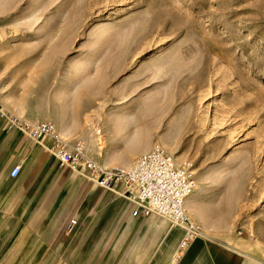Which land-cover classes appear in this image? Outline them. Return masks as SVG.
Instances as JSON below:
<instances>
[{
	"label": "rangeland",
	"instance_id": "rangeland-1",
	"mask_svg": "<svg viewBox=\"0 0 264 264\" xmlns=\"http://www.w3.org/2000/svg\"><path fill=\"white\" fill-rule=\"evenodd\" d=\"M0 106L54 122L102 167L163 147L191 173L202 232L264 264V0H0ZM115 220L83 253L53 238L33 264H152L173 228Z\"/></svg>",
	"mask_w": 264,
	"mask_h": 264
},
{
	"label": "crops",
	"instance_id": "crops-1",
	"mask_svg": "<svg viewBox=\"0 0 264 264\" xmlns=\"http://www.w3.org/2000/svg\"><path fill=\"white\" fill-rule=\"evenodd\" d=\"M4 110L0 106V264H33L53 238H60L61 246L67 242V247L83 253L104 237L114 217L122 219V213L127 215L119 221V231H123L128 220L134 219L129 202L95 183L80 181L68 168H60L51 151L53 139L38 143L22 131L8 130V120L1 116ZM62 130L66 132V128ZM15 165H21V173L11 177ZM72 218L78 224L70 235L62 230ZM135 233L132 226L119 254ZM182 235L183 231L174 227L167 231L152 264H261L245 250L243 239L227 242L206 234L173 260Z\"/></svg>",
	"mask_w": 264,
	"mask_h": 264
},
{
	"label": "built area",
	"instance_id": "built-area-1",
	"mask_svg": "<svg viewBox=\"0 0 264 264\" xmlns=\"http://www.w3.org/2000/svg\"><path fill=\"white\" fill-rule=\"evenodd\" d=\"M7 118L8 130H19L38 143L53 139L51 147L60 168L74 172L85 171L86 177L116 197L127 200L133 218L149 217L153 214L171 221L174 228L181 229L176 254L181 256L194 242L204 235L200 225L194 221L187 209V202L194 191L195 182L187 168L180 165L173 155L156 145L139 155L130 165L102 167L88 152L86 144L64 139L52 121L31 122L9 111H1ZM21 173V165H15L11 177ZM78 224L70 219L69 232ZM177 256V257H178Z\"/></svg>",
	"mask_w": 264,
	"mask_h": 264
},
{
	"label": "bare ground",
	"instance_id": "bare-ground-1",
	"mask_svg": "<svg viewBox=\"0 0 264 264\" xmlns=\"http://www.w3.org/2000/svg\"><path fill=\"white\" fill-rule=\"evenodd\" d=\"M193 192H194V191H193ZM192 194H193V193H192ZM192 194H191V195H192ZM197 196H198V192H196L194 195H192V197L190 196V197H191V199H190V197H189V199H190V200H194V201H195V199H197V198H198ZM189 199H188V200H189ZM195 207H196V206H195ZM195 207H194V208H195ZM191 216H192V215H191ZM197 220H198V219H197ZM205 222H206V221H205Z\"/></svg>",
	"mask_w": 264,
	"mask_h": 264
}]
</instances>
